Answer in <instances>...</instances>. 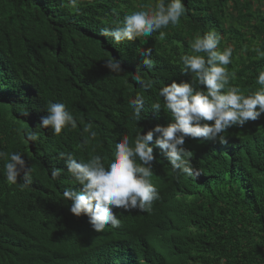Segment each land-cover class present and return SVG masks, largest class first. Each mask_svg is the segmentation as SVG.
Here are the masks:
<instances>
[{"label": "trees", "instance_id": "16d2710c", "mask_svg": "<svg viewBox=\"0 0 264 264\" xmlns=\"http://www.w3.org/2000/svg\"><path fill=\"white\" fill-rule=\"evenodd\" d=\"M156 2L79 0L73 9L67 0H0V151L19 152L33 168L28 186H20L22 177L9 185L0 162V224L17 220L21 237L30 240L27 248L33 249H23L5 225L0 264H49L48 252L61 248L69 229L77 230L79 218L69 211L71 201L63 192L82 186L66 171L57 179L51 176L52 167H65L61 152L85 161L90 154L101 155L107 163L124 136L132 142L138 133L171 122L150 105L163 103L158 97L163 85L191 80L182 72L180 57L190 54L189 41L196 35L219 33V47H233L227 66L236 73L231 85L246 94L259 89L255 78L264 70V0H183L185 14L179 24L162 29L164 40L158 32L120 44L99 36L102 28L111 29L125 15L154 8ZM140 48L152 49L153 69L141 64ZM112 58L121 62V73L105 67ZM138 67L143 78L155 81L152 89L134 81ZM138 94L145 99L141 120L129 103ZM49 101L64 103L77 128L56 137L51 129L36 127ZM89 124L94 139L83 132ZM31 133L36 141L27 140ZM223 135L227 144L186 140L198 177L177 179L154 149L151 181L160 199L151 212L120 209L124 217L141 222L124 220L102 247L66 256L59 264H264V115Z\"/></svg>", "mask_w": 264, "mask_h": 264}, {"label": "clouds", "instance_id": "9594fccd", "mask_svg": "<svg viewBox=\"0 0 264 264\" xmlns=\"http://www.w3.org/2000/svg\"><path fill=\"white\" fill-rule=\"evenodd\" d=\"M78 2L67 0V6L76 9ZM185 11L183 0H157L154 8L130 12L111 29L102 28L99 36L105 42L120 44L151 37L158 32V38L164 40L166 33L162 29L179 24ZM222 39L216 31L192 38L189 41L190 54L180 57L182 72L190 75L191 80H173L159 88L158 97L163 103H152L150 108L156 113H166L171 118L169 124L138 133L132 142L124 136L115 144L112 159L107 163L101 155L90 154L85 161L78 160L73 153L59 154L65 167H52V178L57 179L66 171L71 180L82 187L80 191L66 188L63 192L64 199L71 201L69 211L79 218L74 226L77 230L72 232L69 229L60 240L61 248L48 252L44 258L49 264H59L66 256L102 247L105 237L122 228L124 220L141 222V219L124 217V212H151L153 203L160 199L158 189L151 181L157 161L154 149L161 151L177 179L185 175L198 177L199 170L192 163L194 154L184 147L187 139L227 144L223 134L228 129L243 128L264 115V70L259 71L255 78V83L260 85L255 92L246 94L240 87L232 86L230 81L236 79V73L229 72L227 66L232 63L233 47L228 45L221 49ZM138 54L143 56V67L153 69L152 49L140 48ZM105 67L111 73L122 72L121 62L114 58L107 60ZM133 79L145 90L152 89L155 84L154 80H146L140 75L139 67ZM129 103L134 118L141 120L145 99L138 94ZM45 111L47 115L41 117L36 127L51 129L56 137L65 129H76L78 126L64 103L49 101ZM83 132L93 139L96 137L90 124L83 128ZM37 139L36 133L27 136L28 141ZM84 143H88L87 136ZM0 162H3L7 184L17 185L21 177V187L31 183L33 168L19 152L0 151ZM5 225L7 222L0 224V237L3 236L1 228ZM7 231L23 249L33 250L27 248L30 240L21 237L17 220L8 223ZM221 264L225 262L221 260Z\"/></svg>", "mask_w": 264, "mask_h": 264}, {"label": "rangeland", "instance_id": "374dc122", "mask_svg": "<svg viewBox=\"0 0 264 264\" xmlns=\"http://www.w3.org/2000/svg\"><path fill=\"white\" fill-rule=\"evenodd\" d=\"M261 6H262V7L264 6V2L261 3Z\"/></svg>", "mask_w": 264, "mask_h": 264}]
</instances>
